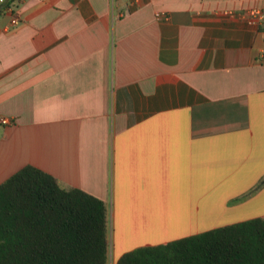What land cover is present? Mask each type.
I'll return each mask as SVG.
<instances>
[{
  "label": "crops",
  "instance_id": "1",
  "mask_svg": "<svg viewBox=\"0 0 264 264\" xmlns=\"http://www.w3.org/2000/svg\"><path fill=\"white\" fill-rule=\"evenodd\" d=\"M8 3L0 184L31 165L103 200L108 264L264 216V0Z\"/></svg>",
  "mask_w": 264,
  "mask_h": 264
},
{
  "label": "trees",
  "instance_id": "2",
  "mask_svg": "<svg viewBox=\"0 0 264 264\" xmlns=\"http://www.w3.org/2000/svg\"><path fill=\"white\" fill-rule=\"evenodd\" d=\"M108 251L103 200L31 165L0 184V264H108ZM116 264H264V216L139 247Z\"/></svg>",
  "mask_w": 264,
  "mask_h": 264
},
{
  "label": "built area",
  "instance_id": "3",
  "mask_svg": "<svg viewBox=\"0 0 264 264\" xmlns=\"http://www.w3.org/2000/svg\"><path fill=\"white\" fill-rule=\"evenodd\" d=\"M2 0H0V4H1ZM7 10L9 11H13V9L9 6H7ZM252 16H257L259 15L260 17H264V9H261V10H253L251 13H250ZM19 22V18H18V14L14 13L13 16L11 17L10 19V22H9V26H13V25H17ZM2 123H9V121L6 119V118H1L0 120Z\"/></svg>",
  "mask_w": 264,
  "mask_h": 264
},
{
  "label": "rangeland",
  "instance_id": "4",
  "mask_svg": "<svg viewBox=\"0 0 264 264\" xmlns=\"http://www.w3.org/2000/svg\"><path fill=\"white\" fill-rule=\"evenodd\" d=\"M242 215H231V216H224L223 218H216L213 223H223V221H226L225 223H236L239 222L240 220L243 221L245 219ZM223 226V225H222Z\"/></svg>",
  "mask_w": 264,
  "mask_h": 264
}]
</instances>
